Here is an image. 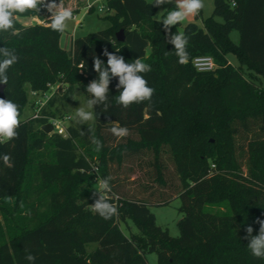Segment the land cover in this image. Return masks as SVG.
Segmentation results:
<instances>
[{"label": "trees", "instance_id": "trees-1", "mask_svg": "<svg viewBox=\"0 0 264 264\" xmlns=\"http://www.w3.org/2000/svg\"><path fill=\"white\" fill-rule=\"evenodd\" d=\"M152 2L106 0L111 25L76 35L72 54L60 43L63 32L50 28L45 2L39 12L16 15V35L0 33V47L19 57L8 70V85L0 84V98L16 103L21 119L18 138L0 143V154L12 157L11 167L0 159V264H29L26 252L36 256L35 264H148L151 252L155 264H264L243 239L248 225L256 235L254 221L264 219V0H214L202 24L172 27L189 37L187 65L177 62ZM17 17L41 22L24 25ZM121 29L123 41L117 38ZM233 30L239 31L237 43ZM105 48L126 62L141 58L151 65L145 75L155 90L151 101L125 109L113 78L107 113L97 105L92 123L71 118L67 136L46 132L51 118L67 115L65 102L78 89L92 98L86 87L98 76L93 57L106 64ZM199 56L213 57L216 67L198 70L193 61ZM32 92L53 93L37 111ZM28 105L33 113L23 118ZM114 125L137 137L109 144L105 132ZM88 127L91 133L81 135ZM92 138L103 145L100 151ZM140 155H152V181L162 188L143 197L128 195L112 170ZM168 160L178 183L168 175ZM109 176L112 191L105 195L118 213L105 220L92 211L93 192ZM175 194L182 202L178 236L158 225L149 207ZM93 242L98 245L88 250Z\"/></svg>", "mask_w": 264, "mask_h": 264}, {"label": "clouds", "instance_id": "clouds-1", "mask_svg": "<svg viewBox=\"0 0 264 264\" xmlns=\"http://www.w3.org/2000/svg\"><path fill=\"white\" fill-rule=\"evenodd\" d=\"M172 3V0H153V7ZM44 0H0V33L17 34L15 29V17L17 14H23L27 11L39 12L40 6ZM176 8L167 13L165 18L157 22L162 23L163 29L167 36V42L174 46L177 62L181 65H187L190 60V53L187 50L189 37L184 32L172 33V27L184 22L188 17L199 15L204 8V0H175ZM50 17V28L53 31L63 32L67 27L68 21L73 19L72 11L63 6L60 2L47 4ZM103 56L107 57V62L101 60L99 56L93 57V70L98 74L86 87V91L92 95L87 101V109H94V106L101 105L102 111L107 113L110 108L109 103V85L113 78H118L116 85L119 91L117 98L118 103L125 109L134 103L151 101L154 95V88L148 85L145 78L147 73L151 72V65L143 62L141 58L133 60L132 63L126 62L125 58L114 52H109L107 48L103 50ZM0 84L8 85V70L18 62L19 57L13 50L8 47H0ZM84 68V65H81ZM122 89V90H121ZM74 121L80 125H85L95 119L94 112L86 110L85 107L76 108ZM21 119L18 105L10 99L0 98V143L11 141L18 138L17 129L20 127ZM91 127H88V133L80 131L81 135L91 133ZM111 133L123 138L129 135V129L114 125L110 129ZM63 132V129H61ZM92 143L96 146L95 150L100 151L103 145L98 139L92 138ZM3 163L11 167L12 157L10 154H0ZM111 176L100 179L98 187L93 192L94 203L92 211L99 214L103 219H111L117 215V207L109 202L105 193L112 191L110 181ZM98 194V195H97ZM254 223L259 224V230L253 235L254 229L251 225L245 228L246 235L243 239L248 240V247L254 258L264 259V219L256 218ZM25 260L29 264H35L36 256L31 252H26Z\"/></svg>", "mask_w": 264, "mask_h": 264}, {"label": "rangeland", "instance_id": "rangeland-1", "mask_svg": "<svg viewBox=\"0 0 264 264\" xmlns=\"http://www.w3.org/2000/svg\"><path fill=\"white\" fill-rule=\"evenodd\" d=\"M69 1L70 0H54L56 4H59L61 2L66 8L67 6H69ZM51 2H53V0H48V3ZM87 2H94V9L88 12V7L82 6V8L76 10V18L68 21L67 27L63 31L62 35L64 33H72L74 30L76 31L77 35H85L89 32L101 30L111 25V21L107 17H105V15L108 14L106 0H87ZM171 5H175V0H172V3L165 4L159 7V11L156 17L160 18ZM204 5V8L201 10V16L188 17L184 22L178 24V28L181 30L188 22L191 21L202 24V18H206L213 14L214 0H204ZM100 8H103V10H100ZM217 19L219 21H222L220 17H217ZM37 22L40 23L38 19L33 18H25L23 21L24 24H33ZM230 36L234 42L237 43L239 41L238 30H233ZM66 47L69 46L66 45ZM227 58L233 65H238V60L236 59L234 54H228ZM51 88H53V85L51 86ZM42 96L41 94L38 95L33 92L29 93V97L34 100V102H36L38 99H41ZM88 100L89 97L82 90L78 89L75 92L74 97L65 102V113L67 115H70L72 120H74L73 117L75 116L76 108H78L79 106H83L86 110L92 111V109H87ZM33 110V105H28L24 111L23 118L31 115L33 113ZM92 122L93 121H89L87 123L90 124ZM105 135L109 144H116L124 138H118L114 136L110 130H107L105 132ZM129 136L137 137L135 133H129ZM150 160H152V155H140L138 157L132 156L131 158L125 159L121 166H118L117 164H114L112 166L114 176H117L119 178L122 189L127 192L128 195L143 197L151 194V192L154 191L155 188H159L160 190H162L161 187L157 186V184L152 181L153 169L148 165V162ZM167 164L169 177L174 178L172 180L178 183L176 174L173 170V166L169 160L167 161ZM146 186H150V188L146 189ZM154 195H158L157 191ZM181 203V198L176 194L170 197L169 203L160 204L156 201H150L149 203L150 210L156 216L157 224L163 228H168L172 236H178L180 232L178 222L182 217L181 213L179 212ZM128 223L134 230H136V227L133 225L132 221L129 220ZM121 226L126 232H128V229L126 228L127 226L125 224L121 223ZM97 245L98 243L96 242L90 243L88 245V250L94 249ZM147 261L148 264H155L157 261L156 253H148Z\"/></svg>", "mask_w": 264, "mask_h": 264}, {"label": "built area", "instance_id": "built-area-1", "mask_svg": "<svg viewBox=\"0 0 264 264\" xmlns=\"http://www.w3.org/2000/svg\"><path fill=\"white\" fill-rule=\"evenodd\" d=\"M92 6L93 4H89L88 9H90ZM100 10H103V8H100ZM74 18H76V16H74ZM193 62L195 67L200 71H209L216 67V62L211 56H199L196 57ZM52 93L53 92L45 94L42 96L41 99H38L36 101L37 111L41 109V107L45 104V102L52 95ZM70 120H71V116L65 115L64 117L61 118H51L49 123L53 125L54 131H57L58 133L67 136L68 135L67 126ZM61 129H63V132H61Z\"/></svg>", "mask_w": 264, "mask_h": 264}, {"label": "crops", "instance_id": "crops-1", "mask_svg": "<svg viewBox=\"0 0 264 264\" xmlns=\"http://www.w3.org/2000/svg\"><path fill=\"white\" fill-rule=\"evenodd\" d=\"M66 1V0H65ZM73 1H74V5H73ZM46 6H47V3H48V0H45L44 1ZM89 4H93V6L95 5L94 2H90L88 3L87 0L84 1V0H70L69 1V6H67V8L71 9V10H78L79 8H82V6H85V7H88ZM64 6V5H63ZM89 12V10H88ZM76 16V14H75ZM25 18H33V19H38L36 17H17V19L22 23L24 21ZM39 20V19H38ZM40 21V20H39ZM78 21V20H77ZM41 22V21H40ZM79 23V22H78ZM24 25H30V24H24ZM77 35L76 31L74 30L72 33H67V34H63L61 36V40H60V43L61 45L68 51L69 54H72L73 53V40L75 38V36ZM69 46V47H66V45ZM68 48V49H67Z\"/></svg>", "mask_w": 264, "mask_h": 264}, {"label": "water", "instance_id": "water-1", "mask_svg": "<svg viewBox=\"0 0 264 264\" xmlns=\"http://www.w3.org/2000/svg\"><path fill=\"white\" fill-rule=\"evenodd\" d=\"M117 38L119 41H123L125 39L124 31L122 29L117 32ZM0 92L3 93V85H0ZM43 129L46 132H51L53 130V125L50 123H47L43 126Z\"/></svg>", "mask_w": 264, "mask_h": 264}]
</instances>
